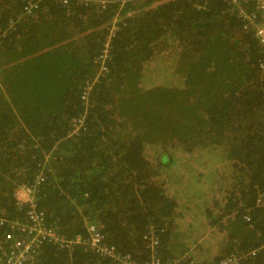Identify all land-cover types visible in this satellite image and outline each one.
Instances as JSON below:
<instances>
[{
    "label": "trees",
    "instance_id": "obj_1",
    "mask_svg": "<svg viewBox=\"0 0 264 264\" xmlns=\"http://www.w3.org/2000/svg\"><path fill=\"white\" fill-rule=\"evenodd\" d=\"M198 2L130 1L108 73L85 105L118 4L41 0L30 10L27 0H0V30L13 22L0 31L1 214L24 218L16 189L33 184L51 155L36 199L60 234L85 235L88 220L141 258L148 225L168 256L188 249L177 243L186 228L190 264L240 252L250 253L240 264H264V209L255 207L264 188V48L225 1ZM70 263L116 264L80 244L46 243L39 255L38 264Z\"/></svg>",
    "mask_w": 264,
    "mask_h": 264
},
{
    "label": "built area",
    "instance_id": "obj_2",
    "mask_svg": "<svg viewBox=\"0 0 264 264\" xmlns=\"http://www.w3.org/2000/svg\"><path fill=\"white\" fill-rule=\"evenodd\" d=\"M41 0H27L26 8L35 10L38 8V2ZM65 7H69L72 2L75 4L92 5L98 4L101 8L115 2L118 9L112 20L109 22L106 36L102 42V49L98 58L97 72L95 76L88 80L83 88L82 99L85 105H88V96L91 93L95 83L108 73V61L111 56L112 39L121 25L130 16L132 11H126V5L132 0H55ZM212 0H201L197 8L201 9L205 4ZM228 4V11L237 17L243 18L255 29V36L259 39L261 47L264 48V0H223ZM254 7V12L249 13L247 8ZM13 26L9 23L4 29H1V36H4ZM246 29H249L245 26ZM264 69V63L261 65ZM86 113L81 114L74 120L72 130L69 136L79 133L85 122ZM47 160V159H46ZM45 162L43 166L37 169L35 182L33 184H21L17 187L15 197L19 209H24V218H8L0 213V227L5 230L0 235V264H38L39 255L46 243L58 244L60 247L67 248L69 251L80 244L92 253L97 254L102 260L107 259L116 264H190L191 250H186L175 256H168L162 251L161 236L156 225L150 224L142 236L144 251L140 252L141 258L135 257L132 253L122 252L118 247L110 243L106 235L99 229V226L93 222L85 221L86 234L82 233L68 238L58 232L55 226H49L46 222L45 214L38 208L37 192L39 186L46 181L47 172ZM255 207L264 209V188L258 190L255 198ZM244 219L249 221L250 214L246 213ZM252 253V251H251ZM246 253H231L222 257L215 264H240L249 256ZM145 256V259H143ZM73 264V263H70Z\"/></svg>",
    "mask_w": 264,
    "mask_h": 264
},
{
    "label": "rangeland",
    "instance_id": "obj_3",
    "mask_svg": "<svg viewBox=\"0 0 264 264\" xmlns=\"http://www.w3.org/2000/svg\"><path fill=\"white\" fill-rule=\"evenodd\" d=\"M184 227H186V226H184ZM184 232V233H183ZM178 233V232H177ZM176 237V236H175ZM177 243H178V248L181 246H183L184 245V243H183V240L185 241V244H187L188 243V249L187 250H189V248H190V250L192 249V245L190 244L191 243V241H190V238L188 237V234L186 233V228H180V235L177 237ZM180 247V248H181Z\"/></svg>",
    "mask_w": 264,
    "mask_h": 264
},
{
    "label": "water",
    "instance_id": "obj_4",
    "mask_svg": "<svg viewBox=\"0 0 264 264\" xmlns=\"http://www.w3.org/2000/svg\"><path fill=\"white\" fill-rule=\"evenodd\" d=\"M67 138H69V137L67 136ZM50 157H51V155L46 156V159H47L46 162H49Z\"/></svg>",
    "mask_w": 264,
    "mask_h": 264
},
{
    "label": "clouds",
    "instance_id": "obj_5",
    "mask_svg": "<svg viewBox=\"0 0 264 264\" xmlns=\"http://www.w3.org/2000/svg\"><path fill=\"white\" fill-rule=\"evenodd\" d=\"M46 181H47V180H46ZM46 181H45V182H46ZM145 231H146V230H145ZM143 234H144V233H143Z\"/></svg>",
    "mask_w": 264,
    "mask_h": 264
},
{
    "label": "crops",
    "instance_id": "obj_6",
    "mask_svg": "<svg viewBox=\"0 0 264 264\" xmlns=\"http://www.w3.org/2000/svg\"><path fill=\"white\" fill-rule=\"evenodd\" d=\"M184 252V251H183Z\"/></svg>",
    "mask_w": 264,
    "mask_h": 264
}]
</instances>
